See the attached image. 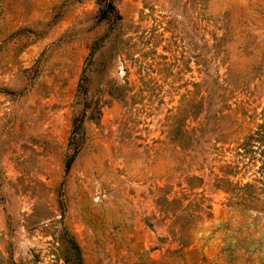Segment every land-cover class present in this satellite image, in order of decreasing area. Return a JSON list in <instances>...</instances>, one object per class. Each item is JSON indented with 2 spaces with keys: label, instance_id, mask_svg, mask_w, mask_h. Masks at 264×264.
<instances>
[{
  "label": "rangeland",
  "instance_id": "374dc122",
  "mask_svg": "<svg viewBox=\"0 0 264 264\" xmlns=\"http://www.w3.org/2000/svg\"><path fill=\"white\" fill-rule=\"evenodd\" d=\"M0 264H264V0H0Z\"/></svg>",
  "mask_w": 264,
  "mask_h": 264
},
{
  "label": "trees",
  "instance_id": "16d2710c",
  "mask_svg": "<svg viewBox=\"0 0 264 264\" xmlns=\"http://www.w3.org/2000/svg\"><path fill=\"white\" fill-rule=\"evenodd\" d=\"M70 239H71V241H69V242H70L71 248L74 250L72 252L73 253V256H74L75 260L79 261V258H80L79 257V251H78L79 250V247H78L76 241L72 238V236L70 237ZM66 260H67V258H66Z\"/></svg>",
  "mask_w": 264,
  "mask_h": 264
}]
</instances>
